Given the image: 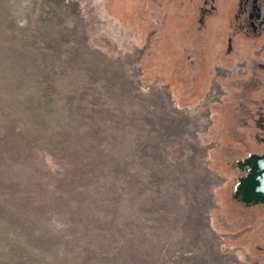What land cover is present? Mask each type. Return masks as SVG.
Wrapping results in <instances>:
<instances>
[{"label": "rangeland", "instance_id": "obj_1", "mask_svg": "<svg viewBox=\"0 0 264 264\" xmlns=\"http://www.w3.org/2000/svg\"><path fill=\"white\" fill-rule=\"evenodd\" d=\"M235 1L0 0V264H264L231 197L264 105L244 41L219 74Z\"/></svg>", "mask_w": 264, "mask_h": 264}, {"label": "flooded vegetation", "instance_id": "obj_2", "mask_svg": "<svg viewBox=\"0 0 264 264\" xmlns=\"http://www.w3.org/2000/svg\"><path fill=\"white\" fill-rule=\"evenodd\" d=\"M207 1L204 0V2ZM231 13L234 26L230 32L233 35H230L229 38L234 42H231V50L225 52V56L227 58L235 56V50H233L236 48L235 41L236 43L244 41L242 43H245L249 48L251 56L261 58L256 64L264 72V0H236ZM228 66L231 69H227L229 72L227 76L234 72H241L243 68L244 70L250 68L246 61L242 65H238L235 60H232ZM252 122L254 126H257L255 127L257 129L255 131L256 139L251 137L254 136V132L250 133L246 139L248 141L244 143L243 156L236 160L239 171L235 177L231 197L245 208L257 207L264 214V105L259 107V113L257 112L252 117ZM241 179L242 186L240 190H237ZM257 231L264 232V223ZM258 248L264 249V246Z\"/></svg>", "mask_w": 264, "mask_h": 264}, {"label": "trees", "instance_id": "obj_3", "mask_svg": "<svg viewBox=\"0 0 264 264\" xmlns=\"http://www.w3.org/2000/svg\"><path fill=\"white\" fill-rule=\"evenodd\" d=\"M194 12H196V10H194ZM196 25H197V16H196V13L194 14L193 13V15H191L190 17H189V20H188V24H187V28H194V27H196ZM225 55V54H224ZM229 60H228V64H230L231 63V61H232V56H230L229 58H228ZM183 60V59H182ZM183 63L185 64V66H190L189 68H190V70H194V72H195V77L198 75V77H201L200 79H202L203 78V64H199L198 66H196V65H190V64H186V61H185V59L183 60ZM193 64V63H192ZM202 72V73H201ZM199 79V80H200ZM196 91H197V89H194V95L193 96H197V94H195L196 93ZM200 94V93H199ZM198 94V95H199Z\"/></svg>", "mask_w": 264, "mask_h": 264}, {"label": "built area", "instance_id": "obj_4", "mask_svg": "<svg viewBox=\"0 0 264 264\" xmlns=\"http://www.w3.org/2000/svg\"><path fill=\"white\" fill-rule=\"evenodd\" d=\"M228 70H220V72H219V74H220V76H224V77H226L227 75H228ZM211 95H210V97L211 98H215L216 96H218L219 94H220V92H221V89H220V87H218L217 85H215L212 89H211Z\"/></svg>", "mask_w": 264, "mask_h": 264}, {"label": "water", "instance_id": "obj_5", "mask_svg": "<svg viewBox=\"0 0 264 264\" xmlns=\"http://www.w3.org/2000/svg\"><path fill=\"white\" fill-rule=\"evenodd\" d=\"M241 186H242V179L239 181V185L237 187V190H240Z\"/></svg>", "mask_w": 264, "mask_h": 264}]
</instances>
